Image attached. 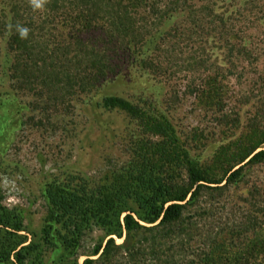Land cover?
I'll use <instances>...</instances> for the list:
<instances>
[{
  "label": "rangeland",
  "instance_id": "374dc122",
  "mask_svg": "<svg viewBox=\"0 0 264 264\" xmlns=\"http://www.w3.org/2000/svg\"><path fill=\"white\" fill-rule=\"evenodd\" d=\"M10 6L0 0V14L9 15ZM190 6L168 25L169 32L177 25L190 32L146 41L132 64L122 37L110 38L104 20L87 28L83 19L58 17L31 30L36 42L53 48L46 70L28 68L31 81L8 69L10 53L0 39V264H154L157 232L149 229L119 237L83 224L70 246L56 240L63 222L54 217L50 191L85 183L118 188L141 173L196 188L191 166L215 180L244 165L222 188L199 187L188 209L197 215L193 226H263L231 243L264 238V160L248 162L264 149V0H192ZM134 11L139 18L149 14L147 7ZM161 27L149 24L144 32ZM106 62L115 73L101 69ZM106 96L127 104L107 106ZM120 213L124 223L126 212ZM111 237L117 245L103 254ZM159 240L165 259L168 239Z\"/></svg>",
  "mask_w": 264,
  "mask_h": 264
},
{
  "label": "trees",
  "instance_id": "16d2710c",
  "mask_svg": "<svg viewBox=\"0 0 264 264\" xmlns=\"http://www.w3.org/2000/svg\"><path fill=\"white\" fill-rule=\"evenodd\" d=\"M3 1L11 5L8 9L9 15L6 12L0 14V39H5L6 50L10 53L7 59L8 69L19 71L21 75L26 74V79L30 81L35 74L31 72L28 75L26 73L28 68L35 66L36 70H46L47 61L52 57L48 51L51 52L53 48L46 46L47 49H45V45L36 42L33 31H30L28 39H21L14 29L9 30V25L19 23L34 30L39 27L43 28L55 18L67 17L66 20L71 23L77 20L79 22V18L83 19L82 25L88 28L93 23L104 20L102 25L109 30L110 38L113 33L122 37L124 49L129 52L126 57L127 64H132L136 61V52L141 50L146 41L155 42L157 36L162 33H166L168 37L173 36V33L175 36L178 35L181 26L177 25L174 29L172 28L173 33L169 32V21L176 13L185 10L187 6L191 7L192 3V0H154L152 2L149 0H49L38 18L39 15L36 13L39 11L34 12L27 4V0ZM126 1H128L127 4H125ZM68 3L73 6L71 8L75 11V15L67 13L65 5ZM136 7L149 8V14L141 18L133 15ZM63 10L66 11L64 15L61 13ZM139 22H144V24H139ZM149 24L162 25V27L156 31L146 30L144 32L145 26ZM192 24L194 25V22ZM181 31V36H186L190 32L184 28ZM213 31H209L208 34L213 35ZM149 33L150 36L146 37ZM3 50L0 47V55ZM77 50L80 49L77 48ZM92 50L88 52L90 55H95L96 52ZM93 63L88 66L95 65ZM113 67L112 64L106 62L102 64L101 69L106 70L108 75L115 73ZM55 68L67 70L63 64H57ZM104 103L107 106L127 104L123 98L115 96H106ZM262 160H264V149L255 152L248 162ZM243 167L244 165H241L230 170V174L225 178L212 180L197 167L191 166L188 168L190 182L199 183V185L196 188L191 187L184 190L178 189L176 185L171 186L159 176L141 173L132 185H118V188H115L116 185L108 188V186L97 187L85 183L75 188L68 186L59 188L56 192L50 191L51 202L57 209L54 217L63 222L56 240H60L67 246L69 243L70 246L72 238L75 239L74 237L83 231V224L101 225L109 235L115 234L119 237L124 236V230L127 231V235L135 236L136 232L142 228L157 232L152 236L155 250L158 251L155 254L154 264H264V257L261 256L264 252V238H256L254 241L246 238L247 240L243 239L237 244L231 243L238 236L247 237L249 232L253 233L263 226H207L203 230L199 229V226H193L197 223V215L188 210L189 207L196 205L199 199V187L204 182L218 184V187L222 188L225 185L223 182H230ZM129 198L137 204V211L127 204ZM118 207L122 209L119 211ZM123 211L126 212L124 223L120 219L121 213L119 214ZM187 213L188 217H186ZM116 215L118 219L115 221ZM141 221L154 226H143ZM185 222L187 226H171ZM44 235L49 242L52 226L45 228ZM166 238L169 245L165 252L168 251L169 255L164 259L163 256L166 254L159 252L161 249L158 250V246L162 244L159 239ZM157 241L161 244H157ZM110 244L117 245L114 237L109 238L103 254L106 253V248ZM101 249L102 246H99L96 254ZM92 261L88 260L86 264Z\"/></svg>",
  "mask_w": 264,
  "mask_h": 264
},
{
  "label": "clouds",
  "instance_id": "9594fccd",
  "mask_svg": "<svg viewBox=\"0 0 264 264\" xmlns=\"http://www.w3.org/2000/svg\"><path fill=\"white\" fill-rule=\"evenodd\" d=\"M48 3L49 0H27V4L34 12L43 11ZM8 27L10 31L14 29L15 33L18 34L21 39H28L31 31L30 28L19 23L9 25Z\"/></svg>",
  "mask_w": 264,
  "mask_h": 264
}]
</instances>
